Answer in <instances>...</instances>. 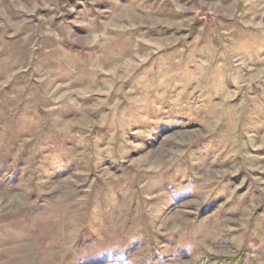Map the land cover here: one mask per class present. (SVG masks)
Wrapping results in <instances>:
<instances>
[{
    "label": "rangeland",
    "instance_id": "1",
    "mask_svg": "<svg viewBox=\"0 0 264 264\" xmlns=\"http://www.w3.org/2000/svg\"><path fill=\"white\" fill-rule=\"evenodd\" d=\"M0 264H264V0H0Z\"/></svg>",
    "mask_w": 264,
    "mask_h": 264
}]
</instances>
